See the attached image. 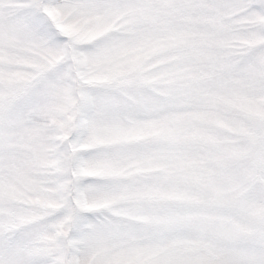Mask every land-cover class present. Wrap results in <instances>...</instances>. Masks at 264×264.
Returning a JSON list of instances; mask_svg holds the SVG:
<instances>
[{
  "label": "snow or ice",
  "instance_id": "1",
  "mask_svg": "<svg viewBox=\"0 0 264 264\" xmlns=\"http://www.w3.org/2000/svg\"><path fill=\"white\" fill-rule=\"evenodd\" d=\"M0 264H264V0H0Z\"/></svg>",
  "mask_w": 264,
  "mask_h": 264
}]
</instances>
